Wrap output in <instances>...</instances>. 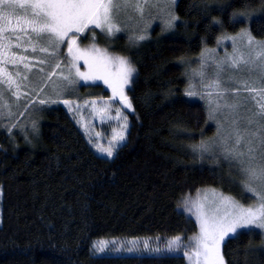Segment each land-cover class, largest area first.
<instances>
[{
  "label": "trees",
  "instance_id": "1",
  "mask_svg": "<svg viewBox=\"0 0 264 264\" xmlns=\"http://www.w3.org/2000/svg\"><path fill=\"white\" fill-rule=\"evenodd\" d=\"M173 13L172 31L155 28L150 40L120 52L136 75L128 89V137L114 157L98 154L61 105L36 111L39 135L30 144L14 145L9 136L18 127L4 123L0 264H188L184 243L198 224L182 205L206 187L247 205L257 201L244 185L231 182L225 165H209L201 157L216 129L206 106L187 94L186 65L223 35L238 33L246 22L242 16H256L251 34L264 39V2L178 0ZM101 94L110 97L108 91ZM260 233L246 230L228 239L226 264H264ZM177 236L182 241L175 250L161 254L141 251L143 242L133 244L141 247L133 254L105 253L113 249L110 244L102 254L95 248L113 238L164 248Z\"/></svg>",
  "mask_w": 264,
  "mask_h": 264
},
{
  "label": "rangeland",
  "instance_id": "2",
  "mask_svg": "<svg viewBox=\"0 0 264 264\" xmlns=\"http://www.w3.org/2000/svg\"><path fill=\"white\" fill-rule=\"evenodd\" d=\"M177 2L178 0H147L142 13L129 7L115 17L113 23L120 31L114 30L109 34L89 25L82 33H69L58 48L49 46L43 39L38 41L30 30H21L28 28L23 23V10H17V15L10 18L11 23L0 21V27L4 29L0 32L1 132L5 129L4 123L10 128L16 126L18 128L9 136L11 142L17 147L30 144L39 135L40 124L37 123L36 111L43 112L48 107L61 105L74 115L98 154L114 157L128 137V114L133 110L128 89L136 75L135 70L129 77V82L123 85V94L127 97V103L131 104L129 108L119 95L121 66L116 58L126 60L135 69L130 59L121 53L127 52L128 47L150 40L155 28H162L165 33L172 31L176 22L173 8ZM242 18L246 22L238 33L223 35L214 46L205 47L192 66L186 65V79L187 94L206 106L210 121L216 129L215 138L201 150V157L209 165H225L232 173L231 182L244 185L247 191L249 185L244 169L264 166V156L261 154L264 151V144H261V138L264 137V127L261 126L264 124V116L261 115L264 113V39H256L251 34V23L256 18L254 14L251 18ZM73 36L76 37V47L87 53L84 58L73 59V54L68 52L66 45ZM140 36L145 39L140 40ZM121 37L126 39L121 41ZM41 48L48 50L41 51ZM93 58L105 59L107 72L110 73L109 83L103 80H83L77 75V70L89 73V63ZM64 77L68 79L65 80ZM110 84H115V93ZM97 85L102 88H92ZM103 91H108L110 97H99ZM121 134L123 140L118 139ZM237 139L239 143L236 142ZM110 147L113 154L109 157L102 149ZM252 187L258 193L264 191L258 187V182ZM223 197H230L244 207H255L259 199L257 196L255 203L247 205L233 194L225 193L219 188L206 187L193 196L188 204L182 205L180 209L198 224L196 235L187 244L184 243L183 254L188 264H196L195 244L201 234L197 208H200L206 219L223 217L232 210L223 203ZM246 230L262 231L246 228L238 229V233ZM228 239L226 237L225 242ZM119 240L120 238H113L109 242L99 241L95 247L98 249L96 252L104 253L99 251V247L107 249L110 244L109 248L114 250L105 253L133 254L141 248L133 245L135 242H143L141 251L146 250L150 254H161L163 249L168 248H151L145 240L139 239H132V242L126 244ZM181 241L180 239L179 243ZM225 242L221 250L226 264L223 253ZM200 264H203L202 258Z\"/></svg>",
  "mask_w": 264,
  "mask_h": 264
},
{
  "label": "snow or ice",
  "instance_id": "3",
  "mask_svg": "<svg viewBox=\"0 0 264 264\" xmlns=\"http://www.w3.org/2000/svg\"><path fill=\"white\" fill-rule=\"evenodd\" d=\"M146 4L147 0H135V2L133 0H0V21L5 24L11 23L10 18L17 15V10H23L25 13L23 23L28 25V28L21 30L25 32L30 30L38 41L43 39L49 46L58 48L64 43L69 33H82L89 25L101 28L102 31L109 34L114 30L120 31L113 23L115 17L129 7L142 13ZM3 30L0 27V32ZM16 38L19 39V37ZM139 39L143 40L145 37L140 36ZM249 41L251 42L250 37ZM66 46L68 52L73 54V59L84 58L87 55L86 52L76 47L75 36ZM40 50L47 51L48 49L41 48ZM116 60L121 66L119 95L127 103V97L123 94V85L129 82V77L135 69L128 65L124 59L117 57ZM89 68V73L85 74L77 70V75L83 80H103L105 83H109L110 73L107 72L105 59L93 58L92 62L89 63ZM64 79L67 80L68 77H64ZM110 86L113 87L115 93L117 91L115 84H110ZM127 106L130 108L131 104L127 103ZM261 115L264 116V113ZM261 126L264 127V124ZM118 139L123 140V135H119ZM236 142L239 143V139ZM261 144H264V137L261 138ZM102 151L106 152L109 157L113 154L111 147L102 149ZM251 151L250 148L249 152ZM261 154L264 156V151ZM244 172L247 175V184L249 185L247 191L252 193L253 197H259L257 205L244 207L230 197H223V203L229 205L232 210L226 212L223 217L216 218L213 216L208 219L203 217L198 207L201 234L195 244L196 264H200L201 258L203 264H225L221 246L226 237L230 239L238 235V229H260L262 230L260 234L264 236V191L258 193L256 188L252 187L258 182V187L264 190V166H260L258 169L245 168ZM180 239L179 236L175 237L169 243L167 251H174L173 245L178 244ZM99 251H104V248L100 246Z\"/></svg>",
  "mask_w": 264,
  "mask_h": 264
}]
</instances>
